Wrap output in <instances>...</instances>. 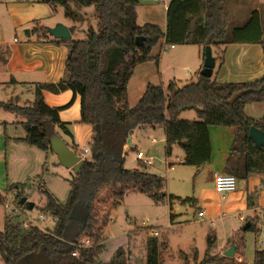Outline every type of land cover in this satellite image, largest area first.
Returning <instances> with one entry per match:
<instances>
[{
    "label": "trees",
    "instance_id": "obj_1",
    "mask_svg": "<svg viewBox=\"0 0 264 264\" xmlns=\"http://www.w3.org/2000/svg\"><path fill=\"white\" fill-rule=\"evenodd\" d=\"M33 1L47 3L53 10L63 7L65 16L74 22L81 18L80 9L93 6L97 23L83 31V39H55L44 35V39L68 47L64 62L67 77L56 82L34 83L30 104L0 102L5 110L23 117L18 123L24 136L15 140L47 154L52 152L51 134L57 133L64 139L60 130L69 137L70 142L65 141L68 146L82 156L83 151L73 142L69 123L59 117L60 109L71 101L64 106H49L44 101L43 90L57 93L70 89L74 96L79 95L80 122L91 126L92 136L88 142L89 156H82L79 172L68 179L65 202L49 192L44 183L38 185L45 196L41 210L55 219L51 228L42 230L32 223L25 225L20 213L6 214L4 230H0V255L5 264H104L96 257L103 249L104 227L111 219L105 211L107 203L110 207L117 206L130 190L156 202L167 198L171 203L175 195L163 190L160 175L145 170V164L139 159L138 168L124 165L127 138L130 130L136 128L161 127L165 155L169 156L172 146L177 144L183 152V163L200 167L211 157L209 126H231L234 137L226 172L237 179L261 175V185H264V146H256L248 137L251 125L264 131V117L254 118L245 111L249 103H264V74L248 81L220 82L197 74L195 79L184 83L177 80H170L166 85L149 83L133 105L126 94V84L137 64L149 60L158 63V57L151 52L161 40L167 45L192 44L202 49L209 43L219 64L224 60V47L232 43L259 44L264 55L258 10L251 11L244 24L230 29V17L224 7L226 0H170L163 30L154 23L139 25L136 22L138 0ZM31 23L33 31H47L46 28L41 30L37 21ZM137 36H143L141 45L135 42ZM193 108L196 120L180 117L182 111ZM24 185L11 183L6 188L14 194L20 207L23 206L20 198L24 196ZM179 199L195 204L194 197ZM6 201V194L0 192V204ZM173 218L170 212V220ZM247 219L248 230L256 231L255 218ZM155 236H148L145 241L144 264H161L159 249L166 245ZM85 240L89 241L88 246H84ZM213 241L209 236L201 262L241 264L234 256L212 255L209 246ZM232 242L229 240L227 246ZM74 251L78 256L72 254ZM126 254H118L110 264H129V250Z\"/></svg>",
    "mask_w": 264,
    "mask_h": 264
},
{
    "label": "rangeland",
    "instance_id": "obj_2",
    "mask_svg": "<svg viewBox=\"0 0 264 264\" xmlns=\"http://www.w3.org/2000/svg\"><path fill=\"white\" fill-rule=\"evenodd\" d=\"M224 7L230 17V29L244 24L250 12L255 9L258 10L263 28L262 39H264V5L257 4V0H226ZM57 9L58 12L54 13V17L69 19L65 16L63 7L59 6ZM79 12L81 18L75 21L77 30L71 36L74 40L85 38L83 31L87 30L91 25L96 26L97 23L96 11L93 6L83 7ZM45 21L48 22L50 20L46 19ZM26 30L31 32L32 37L37 35L33 33L31 26L30 29H20L19 32L23 38H26ZM41 34L49 36L47 31L42 30ZM202 52H204L203 49ZM6 94L7 87L0 86V98L7 99ZM10 101L16 102L14 98L6 100V102ZM246 112L254 118L264 117V103H249ZM9 115L16 117L18 114L8 112L0 105V117L9 118ZM180 117L196 120V110L194 108L184 110L180 113ZM1 132L3 133L2 126L0 136ZM8 132L24 134L22 128L13 126L8 129ZM214 132V130L211 131L212 135H215ZM62 136L64 135L62 134ZM64 137L68 139L67 136ZM164 138V132L161 127L139 128L133 137L134 140L131 145L133 149L130 150V146L126 145L124 165L127 168L139 167L141 161L136 157V153L137 150L142 151L145 156L151 158L150 163L143 162L145 170L160 175L164 181L163 190L167 194L175 195V198L172 199L171 203L167 198L156 202L142 193L130 190L117 206L110 207V203H107L105 211H108L111 219L104 227L103 232L105 237L102 242L103 251L101 250L103 252L101 256L103 263L110 264L115 251L119 247H123L125 250L129 247V255H131V258H128L129 264H144L145 241L148 236H155L152 234V229H156L158 232L155 236L156 239L160 242L165 241L166 245L165 247L160 246L159 249L161 264L201 263L208 248L209 236L214 240L212 245L209 246V252L213 255L221 253L223 248L226 247L229 238H237L236 234L240 235L239 238H243L241 245H239V250L235 253L236 258L237 256L241 257V264H264V244L262 243L264 241V219L257 220V226L260 231L256 232L243 230L242 227L245 222L239 219L240 215L246 219L248 216H253L254 213L252 211L228 212L222 209L214 215L204 211V217L200 218L198 216V206L189 201L182 202L179 198L193 197L198 195L199 189L209 188L212 183L211 179L208 180L211 169L205 166L195 167L184 164L183 152L177 144L172 146V152L169 156L165 155ZM87 146L88 143L81 144L79 147L81 152L84 148H88ZM31 148L33 151L28 150V158L32 159L31 165L23 162L26 154L19 149L11 150L12 155L7 159L8 163L0 152V160L2 161L0 164V192L7 196L6 203L0 204V230H4L7 213H20L25 225L32 223L42 230L51 228V224H53L51 220L54 218L41 210L45 201V196L38 187L41 182L59 201L65 202L67 198L69 191L68 179L74 174L73 170H68L60 165L58 160L54 159V156L52 157L53 153L49 152L46 157V168L42 171L39 164V168L36 166L35 161L40 157L42 160L39 159V161H43L45 153H42L35 146ZM35 152H38L39 157L35 156ZM82 154L86 153L82 152ZM53 160L56 161L54 162ZM27 173H29L28 176ZM41 173V176H37ZM12 182L25 183L23 193L27 201L34 202L32 209L27 208L25 204L20 207L14 194L6 191L7 186ZM240 186L242 188L245 186V180L237 181V187L240 188ZM26 190L27 193H25ZM223 202L224 200L221 199L220 204L222 205ZM170 212L174 214L176 219L171 225L169 224ZM41 214L44 216V220H42ZM148 225L153 226V228L146 229ZM101 251L100 253H102ZM236 258L235 261L237 260ZM0 264H5L1 255Z\"/></svg>",
    "mask_w": 264,
    "mask_h": 264
},
{
    "label": "crops",
    "instance_id": "obj_3",
    "mask_svg": "<svg viewBox=\"0 0 264 264\" xmlns=\"http://www.w3.org/2000/svg\"><path fill=\"white\" fill-rule=\"evenodd\" d=\"M138 1V5H136V22L139 25L154 23L165 30L166 10L170 0ZM257 4L264 5V0H257ZM56 12H58V9L53 10L47 3L43 2L33 0H0V86L7 87V99L0 98V102H6V100L14 98L17 103L20 102L18 103L20 105L30 104L34 96V83L56 82L67 77L64 62L68 47L65 44H56L51 42L50 39H44L45 37L41 34V31H34L33 33L37 34L35 37H32L29 31V35L25 34L26 38H23L19 32L20 29H30L31 26L33 28L32 21H37L41 30L61 22L69 29L71 26H75L73 31L70 30L71 36H73L77 30L76 23L70 19L54 17V13ZM46 19L50 21L47 22L45 21ZM50 37L53 38L52 36ZM151 53L152 56L158 57V63L156 64L154 61L149 60L137 64L126 84V94L131 105L137 102L146 85L149 83H163L166 85L170 80H177L184 83L185 81L195 79L202 67L204 56L202 47L198 45H167L164 40H161L152 49ZM212 53L215 58V66L211 77L214 76L217 81H248L259 78L264 74V55L262 47L259 44L232 43L226 45L224 47V60L222 64H219L213 48ZM42 94L44 101L49 106H64L71 101L70 105L60 109L59 117L63 122L69 123L68 129L73 134V142L78 148L81 144H87L92 136V128L89 124L80 122V96H74L70 89H65L57 93L43 90ZM248 105L245 106V111ZM8 117H0V130L1 126L3 127V133L1 132L0 136V152L4 155L8 163L7 159L12 155L11 150L19 149L22 153L26 154L23 162L31 165L32 159L28 158V150L33 151L31 148L33 146L15 140V138L23 137V133L8 132V129L12 126L22 128L18 122L23 120V117L20 115L19 117L18 115L16 117L9 115ZM138 129L136 128L132 132V143L134 134ZM212 130L215 131V135H212ZM58 131L63 134L60 130ZM209 137L211 157L202 167L205 166L211 169L208 180L211 179L212 183L209 188H201L198 191V195L193 196L195 198L194 203L198 206V211H208L209 214L213 215L222 209L228 212L252 211L254 215L248 217L255 218L256 232L260 231V228L257 226V220L264 219V185H261L262 176L252 174L247 179H237V181L245 180V186L243 188L242 186L240 188L236 187L234 191L222 197L214 188L213 173L226 172V163L232 147L234 128L222 125L209 126ZM64 140L70 142L69 137L68 139L64 137ZM79 151H81L80 148ZM37 153L35 152V156L39 157ZM47 155L48 153L45 154L43 161H39V159L42 160L41 157L35 161L36 166L39 164L42 171L46 168ZM53 156L55 157L54 159H57L54 153L52 154ZM82 156L88 157L89 152L82 154ZM1 163L2 161L0 160ZM66 169L69 170L71 168ZM41 175L42 173L37 176ZM25 193H27V190ZM221 199L224 200L222 205L220 204ZM240 217L243 216L240 215L239 219L245 223L248 220L244 217L241 219ZM175 220L174 216L169 224H173ZM239 236L236 234V239L229 238V240L234 241L231 244H235L236 246L235 253L239 250V245H241L243 240ZM262 243L264 244V241ZM229 246L226 245L221 254ZM127 250L119 247L112 257V262L118 254H124ZM235 253L234 257L236 258ZM102 254L103 252L99 253V257L97 256L96 259L103 263L104 261L101 258ZM236 259L241 262L240 256H237Z\"/></svg>",
    "mask_w": 264,
    "mask_h": 264
},
{
    "label": "water",
    "instance_id": "obj_4",
    "mask_svg": "<svg viewBox=\"0 0 264 264\" xmlns=\"http://www.w3.org/2000/svg\"><path fill=\"white\" fill-rule=\"evenodd\" d=\"M48 34L55 39H70L71 32L70 29L63 23L59 22L54 26H49L46 28ZM27 35H29V30H26ZM136 44L141 45L143 43V36H137L135 39ZM215 66V58L212 53V48L209 43H206L204 47V56L202 67L199 71L200 75L205 77H211L213 68ZM133 130H130L129 136L127 138V145L130 146L132 144V135ZM248 137L253 140L256 146H264V131L256 127L255 125H251L248 129ZM50 147L52 152L56 155L57 160L60 165L65 168H71L74 174L79 172V169L82 165L83 158L78 152L73 150L68 146L65 140L57 133H53L49 137ZM185 143V141H184ZM20 204H25V206L29 209H32L34 206V202L27 201L26 197L23 196L20 198ZM249 227V223L246 222L242 229L247 230ZM236 250L235 244H231L224 252L225 256H234ZM197 264H210V263H197Z\"/></svg>",
    "mask_w": 264,
    "mask_h": 264
},
{
    "label": "built area",
    "instance_id": "obj_5",
    "mask_svg": "<svg viewBox=\"0 0 264 264\" xmlns=\"http://www.w3.org/2000/svg\"><path fill=\"white\" fill-rule=\"evenodd\" d=\"M152 141H154V139H152ZM89 152L88 148H84L83 149V153ZM136 157L141 160L144 163H150L151 162V158L147 157L144 155V153L142 151H138L136 153ZM213 180H214V188L215 190L221 194L222 197H224L227 193L234 191L237 187V178L235 177V175L228 173V172H214L213 173ZM7 206V205H6ZM42 215V214H41ZM198 216L200 218L204 217V212L198 211ZM42 220H44V216H41ZM241 219H243V217H240ZM52 223L55 222V219L51 220ZM152 234L153 235H157L158 232L156 229H152ZM89 245V241L85 240L84 241V246H88ZM72 254L74 256H78V252L74 251L72 252Z\"/></svg>",
    "mask_w": 264,
    "mask_h": 264
}]
</instances>
